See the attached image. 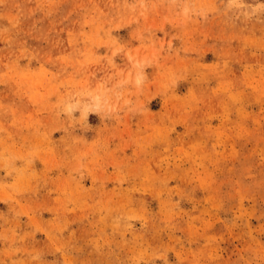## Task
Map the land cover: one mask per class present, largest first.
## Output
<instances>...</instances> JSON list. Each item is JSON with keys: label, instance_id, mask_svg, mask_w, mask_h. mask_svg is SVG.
<instances>
[{"label": "rangeland", "instance_id": "374dc122", "mask_svg": "<svg viewBox=\"0 0 264 264\" xmlns=\"http://www.w3.org/2000/svg\"><path fill=\"white\" fill-rule=\"evenodd\" d=\"M0 264H264V0H0Z\"/></svg>", "mask_w": 264, "mask_h": 264}]
</instances>
